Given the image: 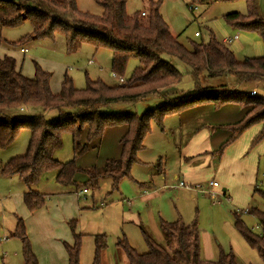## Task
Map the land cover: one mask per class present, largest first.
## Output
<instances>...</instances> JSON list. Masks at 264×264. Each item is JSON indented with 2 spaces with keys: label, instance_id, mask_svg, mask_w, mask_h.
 Here are the masks:
<instances>
[{
  "label": "rangeland",
  "instance_id": "374dc122",
  "mask_svg": "<svg viewBox=\"0 0 264 264\" xmlns=\"http://www.w3.org/2000/svg\"><path fill=\"white\" fill-rule=\"evenodd\" d=\"M149 1L159 4L158 12L170 33L177 36V41L186 49L191 48V43H207L210 33L217 41L238 34L237 41L226 45L237 61L263 55L262 41L256 32L235 29L224 20V16L230 13L245 15L247 6L244 0L230 2L127 0V15L134 16L140 12H147ZM75 2L79 11L92 15L102 13V8L93 0H75ZM257 2L264 15V0ZM194 32L200 33V36L195 38ZM31 35L32 28L28 22L16 27L2 28L0 58L12 57L16 68L28 79L33 78L34 64H37L43 72L50 74L49 87L52 94L59 92L64 75L71 80L75 89L84 88L87 79L100 80L107 86L119 84L112 76L111 53L108 49L95 50L90 45L82 44L74 51H68L65 36L58 30L54 31L52 39L32 40L19 46L12 44L24 36ZM21 49H27V51L23 53ZM162 59L182 75L180 84L192 82L191 88L181 92L183 95L195 93L196 88L193 85L199 84L201 88L209 89L211 92L232 90L231 92L237 91L248 95L251 90H254L258 96L264 98L262 78L240 82L233 76L217 78L201 76L196 80L188 66L178 58L163 55ZM137 66L136 59H129L122 79H128ZM168 100L161 95H152L135 102L114 105L106 108L105 112L128 113L140 117L148 110L164 106ZM206 104L208 103L194 105L195 115L190 117L188 114L187 119L190 122L205 121L219 110H216L213 105ZM27 109L17 111L14 116L26 119L31 112ZM34 110L35 115L41 113L38 108ZM198 110L213 111V114H203ZM182 113L183 111L166 115L162 121V127L155 121L151 122L150 132L143 142L144 149L137 154L136 160L131 165L129 176L121 178L116 189L112 188L110 178H102L98 181L97 187L92 191L88 190L87 194H81L80 190L73 193L72 187H63L56 183L55 172H45L32 188L45 195L44 204L33 212H29L23 204V194L27 190L16 175L17 172H25L28 166L24 156L30 138L29 126L19 127L16 137L4 149H0V264H24L21 240L18 237H12L17 219L22 221L24 233L37 264H68L64 245L73 246L74 235L78 236L80 241L78 264H92L95 236L98 235L103 236L105 241L101 264H127L124 255L115 247L117 240L124 238L137 254H144L147 252V247L141 230L154 241L162 243L160 219L168 223L180 219L184 225L195 222L200 233V248L204 259L215 261L220 251L223 253L230 251L237 264H264L257 253L249 249L236 232L232 218V213L236 212L248 229L254 233L259 232L255 217L248 211L254 208L264 213V201L261 197L253 195L255 185L259 189H264V154L257 159L256 169L252 171L257 181L252 182L247 191L242 190L241 186L244 182H240V179L241 173L246 176L249 169L239 162L247 163L252 151L263 150L264 139L252 146L255 136L261 130V125L257 124L249 128L250 130L258 129V131L241 156L236 154L240 153L245 143L237 142L240 136L220 155L217 150L228 138L218 146V139L213 140L208 146L211 148L216 145L215 150L207 154L202 153L183 163V159L181 161L178 157L180 153L183 156L184 148L193 147L199 142L189 140L191 136L184 141L183 136L178 135L179 115ZM44 118L46 121H51L56 118V113L52 111ZM212 126H201L194 132L196 131L199 135L206 132L210 137H213L210 133L218 136L222 133L230 135L229 131L212 129ZM122 129L125 130V127L106 129L98 148L90 149L97 143L91 142L88 146L89 151L75 158V165L79 168L101 167L106 160L118 158ZM81 143L83 144V139ZM73 155L71 137L69 134H64L62 146L53 153V158L60 163H66L73 160ZM174 175L179 181L192 187L201 185L204 193L179 187V182L173 179ZM184 175L185 180L182 179ZM73 180L83 183L86 181V176L76 174ZM210 181L217 182L219 187L211 188ZM211 191L215 193V196L210 195Z\"/></svg>",
  "mask_w": 264,
  "mask_h": 264
},
{
  "label": "trees",
  "instance_id": "16d2710c",
  "mask_svg": "<svg viewBox=\"0 0 264 264\" xmlns=\"http://www.w3.org/2000/svg\"><path fill=\"white\" fill-rule=\"evenodd\" d=\"M93 1L102 8L100 15L79 11L75 0H23V3L22 0H0V30L24 22H28L32 28V35L12 43L14 46L32 40L52 39L54 31L58 30L65 36L68 51L72 52L82 44L90 45L95 50L108 49L111 53V72L119 78L124 75L129 59L138 61V66L122 84L107 86L100 80L87 79L84 88L75 89L71 80L64 75L59 92L52 94L49 87L50 74L43 72L37 64H34L33 78L28 79L16 68L12 57L0 58V149H4L16 137L19 127L29 126L30 138L24 156L28 166L25 172L16 173L18 180L26 187L23 204L29 212L38 210L44 204L45 195L32 188L45 172H55L56 183L72 187L73 193L79 190L92 191L102 178H110L112 188L116 189L119 180L129 176L137 154L144 149L143 142L150 132L151 122L155 121L162 127L166 115L197 104L207 102L216 110L227 104L247 109L238 122L212 127L230 133L217 150L219 155L254 125H261V130L255 136L252 146L264 139L263 97L257 94L243 95L237 91L211 92L199 84L195 85L196 92L193 94L177 93L176 86L180 84L182 75L162 59L163 55L178 58L188 66L196 80L201 76H233L240 82L258 78L264 80V15L258 7V0H244L247 6L245 15L230 13L224 16L226 23L233 28L256 32L262 41L263 55L243 61H237L227 44L215 40L212 33L207 43H191V48L186 49L177 41V36L170 33L158 12V3L149 1L147 12L128 16L127 0ZM157 94H162L166 100L169 97L168 103L148 110L140 117L128 113L105 112L110 106L135 102ZM25 108L31 111L26 119L14 116L17 111ZM35 108L41 110L39 115H35ZM52 111L56 113V118L46 121V115L43 114ZM121 126L126 127V132L119 140L118 158L106 160L101 167L79 168L75 165V158L87 153L91 142L97 143L90 149L98 148L106 129ZM64 134L71 137L74 155L73 160L60 163L53 158V153L61 148ZM76 174L85 175L86 181L75 182L73 178ZM253 195L264 201V189L254 187ZM248 213L255 217L258 233L248 229L236 212L232 213L233 227L264 263V213L254 208ZM159 221L162 243L154 241L141 230L147 247L144 254H137L124 238L117 240L115 247L124 255L127 264H237L230 251H220L215 261L202 258L200 233L195 222L184 225L180 219L171 223L161 219ZM12 237L21 240L24 264H37L20 219H17ZM104 247L103 236H95L92 264H101ZM64 248L68 264H78L79 237L74 235L73 246L64 245Z\"/></svg>",
  "mask_w": 264,
  "mask_h": 264
},
{
  "label": "crops",
  "instance_id": "0c3cea01",
  "mask_svg": "<svg viewBox=\"0 0 264 264\" xmlns=\"http://www.w3.org/2000/svg\"><path fill=\"white\" fill-rule=\"evenodd\" d=\"M235 36H237L239 38L238 34H235V35H233L231 37L233 38ZM220 42H222V40ZM21 50H23V49H21ZM193 86L195 88V85H193ZM191 87H192V82H188L186 84H179L178 86H176V91H177V93H181V92H184L183 91L184 89L191 88ZM251 91H254V90H251ZM166 93H168V91L165 92V93H163V94H166ZM159 95L162 96V94H157L156 96H159ZM206 105H209V104H206ZM210 105H212V104H210ZM199 106H202V105H199ZM236 106L238 108H240L236 104H227V105H224L221 110L219 109L217 112H214L216 114L209 116L208 119L207 118L205 119V121L193 120V121L190 122L187 119V115L188 114H189L190 117H194L192 115H195L194 112H193L196 109L195 106L194 107H190L189 108L190 110L187 109V110L183 111V113L179 115L180 130H179L178 135L180 137L183 136V140L184 141L187 140V137L188 136H191L192 138H190L189 140L194 141V142H199V143H198V145H195L193 147H190V148H187L186 147V148H184V154L182 156L181 153H180V155L178 156L179 159L180 160L183 159V163H184L186 160L194 159V158L200 156L202 153L203 154L211 153L210 152L211 150L213 151V150L216 149L215 148L216 145L215 146H211V148H210V146H208L213 140H217L218 139L217 146L221 142L225 141L228 138L229 134H224V133L221 132L222 134L220 136H218L216 134L213 135V133H210V135L213 136V137H210V136H208L206 134L205 131H204L205 134H200L199 135L198 133H196V131L194 132V130H196L198 127H201V126H208V127H211V125H213L212 127H214V126H223V125H229L230 123H233L235 121L241 120L243 118V116L245 115L247 109L240 108L241 110H239ZM110 107H113V106H110ZM192 108H194V109H192ZM243 110H245V111H243ZM199 111H201V113H203V114H213V111L206 112L204 110H198V112ZM198 112H195V113H198ZM47 114H49V112H45L43 115H47ZM214 120H217L216 123H212ZM257 131H258V129L257 130H250V129H248V130H246L241 135V137L237 140V142H245V143H244V145H242L243 147H242V150H240V153H236L237 156L243 155V152L246 150V148L248 147V144L250 143L252 137L256 134ZM125 132H126V127H125V130L122 129V131L120 133L121 134L120 136H122ZM204 137L206 139H203ZM187 151L189 153H187ZM119 152H120V147H119L118 154H119ZM261 154H264V148H263L262 151H257V150H256V152L255 151H252V153L250 154V156L248 158V162L247 163L246 162H239L245 168H248L249 169L247 171V173H246V176L241 173L240 182L241 181L244 182V184L241 186L242 187V190L247 191L248 189H250V187L252 185V182H254V181L256 182L257 181L255 174H254V176L252 175V171L254 169H256V165L255 164H256L257 159H259V157H260ZM186 156H188V157H186ZM204 157H207V156H204ZM245 159H247V158H245ZM255 159H256V161H255ZM243 170H245V169H243ZM256 174H257V172H256ZM11 177H14V176H11ZM184 177H185V175L182 176V179L183 180H185ZM173 179H175V181H178L179 183H183L184 184V182L179 181V179H178V177L176 175L173 176ZM187 181H189V180H187ZM210 182H212V181H210ZM185 185H188V184H185ZM188 186L191 187V185H188ZM218 187H219V185L217 183V188ZM254 187H257V186L255 185ZM222 191H224V194H225V189H223Z\"/></svg>",
  "mask_w": 264,
  "mask_h": 264
},
{
  "label": "built area",
  "instance_id": "2783aa9c",
  "mask_svg": "<svg viewBox=\"0 0 264 264\" xmlns=\"http://www.w3.org/2000/svg\"><path fill=\"white\" fill-rule=\"evenodd\" d=\"M193 36L194 37H199L200 36V33H198V32H194V34H193ZM238 39V37L237 36H235V37H233V38H229V37H226V38H224L223 40H222V43H224V44H230L231 42H234V41H236ZM22 52H26L27 50L26 49H23V50H21ZM112 76H113V78H115L117 81H118V83L119 84H122L123 83V79L122 78H119V77H117V76H115L114 74H112ZM249 95H256V92L255 91H251V92H249ZM178 186L179 187H181V188H185V189H187V190H190V191H195V192H199V193H204V191L201 189V185H197V186H194V187H190V186H188V185H185V184H183V183H178ZM209 186L211 187V188H216L217 187V183L216 182H214V181H212V182H209ZM81 194H87V191L86 190H82L81 192H80ZM210 195L213 197V196H215V193L214 192H210Z\"/></svg>",
  "mask_w": 264,
  "mask_h": 264
}]
</instances>
